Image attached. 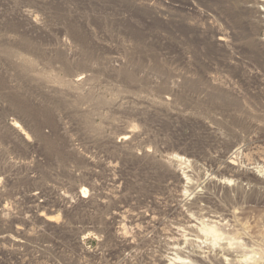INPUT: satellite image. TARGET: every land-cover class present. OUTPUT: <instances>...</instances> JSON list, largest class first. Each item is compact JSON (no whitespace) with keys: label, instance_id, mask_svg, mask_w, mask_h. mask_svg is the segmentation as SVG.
Wrapping results in <instances>:
<instances>
[{"label":"rangeland","instance_id":"rangeland-1","mask_svg":"<svg viewBox=\"0 0 264 264\" xmlns=\"http://www.w3.org/2000/svg\"><path fill=\"white\" fill-rule=\"evenodd\" d=\"M262 7L261 0H0L1 201L60 177L94 186L88 204L39 211L65 225L30 218V204L5 211L0 264H8L12 237L26 243L25 258L38 250L48 264H156L166 255L219 264L215 256L226 258L228 246L236 262L264 264V195L244 180L223 191L210 183L230 161L229 139L238 165L264 178ZM15 121L29 139L11 129ZM31 170L40 183L28 180ZM176 170L187 179H176ZM226 214L219 230L226 238L216 241L209 217ZM18 227L26 232L17 236ZM174 236L187 238L180 251Z\"/></svg>","mask_w":264,"mask_h":264},{"label":"built area","instance_id":"built-area-1","mask_svg":"<svg viewBox=\"0 0 264 264\" xmlns=\"http://www.w3.org/2000/svg\"><path fill=\"white\" fill-rule=\"evenodd\" d=\"M78 146V145H76ZM31 160L34 162H42V159H39L37 156H33V154L30 156ZM98 173H93V175H96ZM75 177L77 176L80 178V174H77L75 172L72 173ZM109 176V174H108ZM27 178L29 181L40 183L42 181L41 175L37 171H29L27 173ZM19 180L14 181V179H11L9 184L18 183ZM3 181L0 180V189L2 188ZM95 183V182H94ZM83 184L74 185L73 187L70 186L69 180H65L64 178H59L56 181L53 182H46L42 183L41 186L36 187L35 189L25 191L23 190V195H18L13 201L6 200L0 198V216H4V211H9L10 213L13 212V208L15 210L19 209L20 207H23L26 204H30V207L32 208V215L30 218H41L42 223H46L49 227H53V224H56L57 226L62 224L65 225V223H61L60 221H54L51 217H47L45 212L39 214L40 210L45 209V211H49V208H53L54 206H59L64 209H68L71 205H75L77 202L82 204H88L90 200L91 192H94V186L93 187H85L82 186ZM1 195V194H0ZM25 197H27L25 202ZM8 216V215H7ZM19 218L17 212L15 211L13 215ZM9 217V216H8ZM52 219L53 221H49L48 219ZM15 219V218H14ZM46 228V227H45ZM54 228V227H53ZM17 236L22 235L25 231L23 227H18L15 229ZM11 240V247L8 248V252L5 253V256H7V262L8 264H48L39 261L40 254L38 250H32L31 258H25L26 255L30 256V253L26 254L24 253L25 249L24 246H26V243L19 241L18 239H15L14 237L10 238ZM44 248H47L44 247ZM11 255L13 257H11ZM1 260V258H0ZM52 264H59L57 262H54Z\"/></svg>","mask_w":264,"mask_h":264},{"label":"bare ground","instance_id":"bare-ground-1","mask_svg":"<svg viewBox=\"0 0 264 264\" xmlns=\"http://www.w3.org/2000/svg\"><path fill=\"white\" fill-rule=\"evenodd\" d=\"M152 1H159V0H152ZM262 2H264V0H261ZM261 13H264V7H262V10L260 11ZM260 13V14H261ZM29 17V16H28ZM31 17V16H30ZM227 43V39L225 38V36L224 35H219V37L216 39V44L218 45V46H223V45H225ZM10 126H11V129L13 128L14 130H18L17 132H20L19 134H21V135H26V138L25 139H29V137L27 136V133H25V132H23V130L24 129H22V126H20L19 125V123L18 122H13L12 124H10ZM256 127H260L259 125L258 126H256ZM124 139H126V140H128L129 139V137H123ZM223 142H225V146H226V149H227V152H226V156H229V162H226V166H225V168H224V171H223V173H226V174H230V178H233V179H230V178H224V175H223V173H221V171H219L218 170V176L219 177H217V176H215V177H213L211 180H210V183H212L217 189H219V190H221V191H223V190H226L229 186H230V184L232 183V182H237V181H247L248 182V191L250 192V193H252V194H263L264 195V178H261V177H256L255 176V169L254 168H252V167H249L250 166V164H248L247 166V168H241L240 167V165H238V163L236 162V157H238L239 156V154H240V152L236 149L235 150V148H236V145H237V143H236V141L233 139V140H223ZM234 155H236L235 156V158H231L232 156H234ZM243 156L244 157H248V154H243ZM176 160L177 161H180V163H182V164H186V163H188V161L186 160V159H183L182 157H178V156H176ZM109 162V161H108ZM111 164V163H110ZM113 164V163H112ZM261 164H262V167H260V172H263L264 173V160H261ZM109 166V165H108ZM109 168V167H108ZM111 168V167H110ZM114 168V167H113ZM116 168V167H115ZM108 171V170H107ZM114 171H115V169H114ZM174 177L176 178V179H178V180H180V181H183V180H186L187 179V174H186V172L185 171H178V170H176L175 171V173H174ZM263 176V175H262ZM235 179V180H234ZM239 183V182H238ZM237 188L238 189H240V190H242V191H244L243 189H242V187H238L237 186ZM199 200H204L205 198H207V197H205V196H202V195H198V197H197ZM107 199V198H106ZM209 199V198H208ZM100 201V200H99ZM102 202V201H101ZM100 203V202H99ZM104 203H106L105 201H104ZM102 206V205H101ZM5 212V211H4ZM53 212V211H52ZM124 214V213H123ZM123 214H122V216H123ZM128 214V213H127ZM57 216V215H56ZM119 216V215H118ZM134 217H136L135 219H137L138 217V215H133ZM189 216V215H188ZM228 216L229 215H224V216H222V219H220L219 217V220H217V218H215V217H209V218H212L211 220H210V224H214L215 226H208V230H209V232L210 233H208V234H213V237H215L216 238V241H217V239L219 240V239H221L222 237H225V236H223V234L221 233L222 231V229L220 230V227H222L224 224H223V222L224 221H226L227 219H228ZM58 217V216H57ZM60 217V216H59ZM4 218V217H3ZM52 219H53V217H51ZM48 219L49 221H53L52 219ZM55 219H56V217H54ZM208 218V219H209ZM59 219V218H58ZM57 219V220H58ZM187 219V218H186ZM207 219V220H208ZM111 220H113V219H111ZM124 220V219H123ZM188 222H189V224H191V221L190 220H192L191 218H188ZM194 220V219H193ZM5 221V220H4ZM3 221V222H4ZM133 221H135V220H133ZM136 221H138V219L136 220ZM1 222V221H0ZM15 222H16V220H15ZM193 223V222H192ZM209 223V222H208ZM203 224V223H202ZM9 225V224H8ZM204 225V224H203ZM206 225V224H205ZM209 225V224H208ZM9 226H11V225H9ZM207 226V225H206ZM204 227V226H203ZM219 227V228H218ZM227 227V226H226ZM11 228V227H10ZM189 228L190 229H192V228H194L193 227V225H189ZM195 228H196V226H195ZM207 229V228H206ZM192 230H194V229H192ZM207 230V231H208ZM221 232H220V231ZM206 231V230H205ZM175 232V231H174ZM179 233V231H176V233ZM183 233V232H182ZM26 234V233H25ZM184 234V233H183ZM173 235H174V233H173ZM176 235V234H175ZM178 236H179V234H178ZM181 236H182V234H181ZM184 236V235H183ZM182 236V237H183ZM187 236V235H186ZM126 237V236H125ZM121 238L120 240L122 241V243H124V247H126V248H132L133 246V242H131L130 240H128V239H126V238ZM175 237V239H173L174 241V243H173V245L174 246H177V248H174V250L176 251V250H178V251H180V244L182 243V241L183 240H185L186 241V239H179V238H176V236H174ZM182 237H180V238H182ZM228 237V236H227ZM184 238V237H183ZM226 238V237H225ZM230 240H231V238H230ZM233 240V239H232ZM249 240V239H248ZM227 241V240H226ZM252 242V241H251ZM184 243V242H183ZM186 243V242H185ZM228 243V242H227ZM226 243V244H227ZM225 244V245H226ZM245 244V243H244ZM249 244V243H248ZM172 245V244H171ZM225 245H224V247H225ZM230 245V244H229ZM173 246V247H174ZM227 246V245H226ZM236 246L238 247V245L236 244ZM235 246V247H236ZM251 246V245H250ZM230 247H233V246H230ZM229 246L228 247H225L224 249H223V254L225 255L226 254V258L223 256V255H220V254H217L215 257H216V260H217V262L219 263V264H240L241 262H243V261H235V260H238V259H235L234 257L236 256V255H238V254H236L235 256L234 255H232L233 253H232V249L233 248H230ZM240 247V246H239ZM255 247V246H254ZM259 247V246H258ZM211 248H212V246H211ZM214 248V247H213ZM219 248H220V246H219ZM172 249V248H171ZM217 249V248H216ZM215 249V250H216ZM239 249H241V248H239ZM239 249H237V250H239ZM222 249H220V251H221ZM236 250V248L234 249V251ZM219 251V252H220ZM248 251V250H247ZM247 251H246V253H247ZM242 252V251H241ZM199 253V252H198ZM240 253V252H239ZM256 253V252H255ZM260 253V252H259ZM183 254V253H182ZM200 254H202V253H200ZM248 254V253H247ZM204 255V254H203ZM215 255V254H214ZM246 255V254H245ZM249 255V254H248ZM256 255H258V254H256ZM227 256H229L230 258H232V259H227ZM232 256H234V257H232ZM239 256V255H238ZM250 256V255H249ZM260 256V255H259ZM262 256V255H261ZM196 257V259H198V260H200V261H205V259H207V258H204V257H202V256H200L199 254L198 255H196L195 256ZM194 257V258H195ZM208 257V256H207ZM246 258V257H245ZM249 258V257H248ZM214 259V258H213ZM234 259V260H233ZM240 259V258H239ZM255 259H257V258H255ZM262 260H263V258H261ZM211 260H212V258H211ZM215 260V259H214ZM241 260V259H240ZM258 260V259H257ZM181 260L178 258V256L177 257H172V256H168L167 257V255H166V257L165 256H161L160 257V259H158L157 260V262L158 263H156V264H180L179 262H180ZM183 261V260H182ZM187 260H185V262H186ZM194 261H196V260H194ZM244 261H246L245 259H244ZM198 262V261H197ZM196 262V263H197ZM247 262V261H246ZM246 262H244V263H246ZM249 262V261H248ZM251 263H252V260L250 261ZM249 262V263H250ZM257 262V261H256ZM260 262V261H259ZM264 262V261H263ZM194 263V262H193ZM193 263H191L190 262V264H193ZM200 263V262H199ZM205 263V262H204ZM204 263H202V264H204ZM216 263V262H215ZM182 264H184V262H182ZM187 264V263H186ZM195 264V263H194ZM217 264V263H216ZM254 264V263H253Z\"/></svg>","mask_w":264,"mask_h":264}]
</instances>
